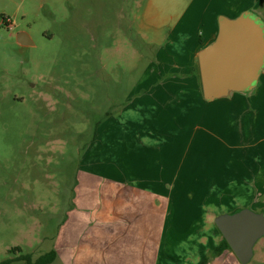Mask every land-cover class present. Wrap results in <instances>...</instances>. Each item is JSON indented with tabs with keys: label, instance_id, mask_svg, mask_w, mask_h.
<instances>
[{
	"label": "rangeland",
	"instance_id": "374dc122",
	"mask_svg": "<svg viewBox=\"0 0 264 264\" xmlns=\"http://www.w3.org/2000/svg\"><path fill=\"white\" fill-rule=\"evenodd\" d=\"M146 1L0 0V262L26 264L18 257L35 260L73 239L68 227L83 187L90 199L97 192L103 208L112 206L111 192L118 204L122 191L142 187L158 192L165 207V214L158 213L159 235L150 231V237H159L160 245L182 238L165 246L175 252L164 260L241 264L233 251L221 258L215 253L223 236L214 220L229 208L210 207L212 199L205 198L201 207L207 213L194 214L190 199L178 198L188 185L182 179L192 173L205 179L206 168L192 169L187 160L198 122L160 134V118L140 111V82L158 47L148 45L156 31L143 28L140 18ZM210 1L214 12L232 15L233 2L258 10L257 0ZM167 5L160 0V16ZM206 12L214 15L212 8ZM205 25L188 22L175 32L174 22L165 23L156 40L167 49H189L201 41ZM20 33L28 35L29 46L20 45ZM160 143H175L174 159L168 149L160 158ZM183 223L190 226L185 231ZM96 228L88 238L101 243L117 238L106 227ZM249 264H264V237Z\"/></svg>",
	"mask_w": 264,
	"mask_h": 264
},
{
	"label": "crops",
	"instance_id": "0c3cea01",
	"mask_svg": "<svg viewBox=\"0 0 264 264\" xmlns=\"http://www.w3.org/2000/svg\"><path fill=\"white\" fill-rule=\"evenodd\" d=\"M166 1L168 5L160 16L156 10L160 0H147L144 14L140 17L144 23L143 28H154L156 31L148 45L158 46L156 61L151 63V67H146L140 82L143 87L140 111L145 114L144 117L151 115L160 118V134L164 130L175 131L173 127L176 125L178 127L175 129H182L194 120L198 122L195 134L189 141L187 160L192 169L206 168L205 179L198 180L193 173L182 179L188 185L185 193L178 194V198L190 199V210L194 214L206 212L201 207L206 206L205 198L212 199L210 207H228L224 213H235L244 208L264 209L261 203L264 198V70L252 91L233 93L215 101L205 100L197 70L198 53L215 41L221 15L236 18L249 11V8L233 2L229 6L231 15L219 11V6H216L214 12L213 1L210 0H189L188 3H181L180 0ZM255 5L258 10L254 13L264 22V0H257ZM210 8L214 12L212 17L211 14L207 16L206 12ZM170 22H174L175 32L184 23L203 22L207 27L206 33L200 31L198 34L201 41L189 46V49H167L160 45L156 36L160 34V28ZM151 103L156 104V109H152ZM167 144L170 145H160V158H163L162 152L168 149L172 150L170 158L174 159L176 145ZM162 173L159 181H163ZM178 180L179 177H176L175 181ZM127 192L122 191L124 199L118 204L113 203L115 198L111 192L112 202L109 205L112 206L103 208L100 207L97 192L96 198L93 196L90 199L89 192L83 187L77 196V213L68 227V234L73 231L75 237L62 240L59 247L53 249L58 256L52 264H98L97 261L102 264H178V261L163 258L166 253L175 252L173 248L168 251L165 246H175L182 240L181 235L169 238L170 241L164 245H160L159 237H150V231L159 235L160 209L165 214L164 204H160V194L142 187L131 188ZM171 196L175 195L169 194ZM219 199L223 200L222 203ZM174 209L180 210V206L176 204ZM89 210L94 212L84 216V211ZM97 226L103 229L106 227L110 234L116 233L117 238L109 237L106 243L97 241L94 236L88 238L95 230H100ZM188 227V223L180 225L184 231ZM85 238L87 240H79ZM229 254V251H225L218 258L229 257ZM205 260L207 258L195 264Z\"/></svg>",
	"mask_w": 264,
	"mask_h": 264
},
{
	"label": "water",
	"instance_id": "95a60500",
	"mask_svg": "<svg viewBox=\"0 0 264 264\" xmlns=\"http://www.w3.org/2000/svg\"><path fill=\"white\" fill-rule=\"evenodd\" d=\"M215 41L198 53L199 74L205 100L215 101L233 93L250 92L264 70V22L255 13L237 18L221 16ZM22 46L31 41L18 35ZM215 225L241 264H249L255 246L264 237V213L244 208L218 215Z\"/></svg>",
	"mask_w": 264,
	"mask_h": 264
},
{
	"label": "trees",
	"instance_id": "16d2710c",
	"mask_svg": "<svg viewBox=\"0 0 264 264\" xmlns=\"http://www.w3.org/2000/svg\"><path fill=\"white\" fill-rule=\"evenodd\" d=\"M197 70L199 72V66L197 64ZM225 251H231V248L227 241L223 238L221 243L215 248V253L220 256ZM15 252V250L11 251ZM57 252L56 250H52L50 252H47L41 256H39L37 259H33L31 255H21L18 257L17 260L24 261L26 264H52L57 259ZM14 260H5L0 262V264H11ZM208 260H205L201 262L200 264H207Z\"/></svg>",
	"mask_w": 264,
	"mask_h": 264
}]
</instances>
